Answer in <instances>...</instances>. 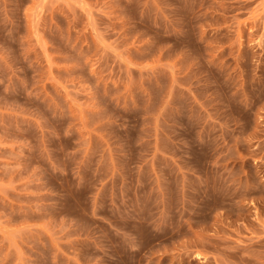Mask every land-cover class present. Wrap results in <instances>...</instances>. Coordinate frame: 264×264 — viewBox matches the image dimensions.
Here are the masks:
<instances>
[{"label": "rangeland", "instance_id": "rangeland-1", "mask_svg": "<svg viewBox=\"0 0 264 264\" xmlns=\"http://www.w3.org/2000/svg\"><path fill=\"white\" fill-rule=\"evenodd\" d=\"M0 264H264V0H0Z\"/></svg>", "mask_w": 264, "mask_h": 264}]
</instances>
